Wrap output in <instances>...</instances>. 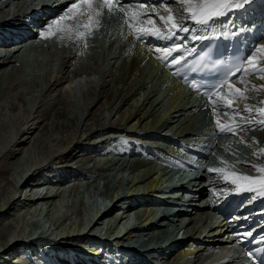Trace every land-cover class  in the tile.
Segmentation results:
<instances>
[{"label": "bare ground", "instance_id": "obj_1", "mask_svg": "<svg viewBox=\"0 0 264 264\" xmlns=\"http://www.w3.org/2000/svg\"><path fill=\"white\" fill-rule=\"evenodd\" d=\"M151 1L153 2L160 1V3L165 4L166 6L165 9L171 12V14L176 18L178 22H181L184 26H187L191 29V33L178 32L175 36H171L173 39L177 41L182 39V41H179L180 43L176 45L189 46L193 40L191 39V35H197V34L199 35L208 28L219 27V24H217L219 22L217 21L228 19V20H231L230 23H233V22H236V23L244 22L245 23V20L243 19H245L246 14H242V13L245 12L246 9H250V7L253 4H255V2L261 1V0H241L239 3L241 5L240 7H233L227 13V15L216 19L214 22H212L207 27L193 24L188 19L182 20L181 18L187 17L188 13L184 10V7H181V5L178 2H174V0H151ZM71 3L72 1L68 0V1H65L64 4L53 5L50 8L44 10L42 13L43 21L41 23H37L39 29H37L36 31L44 30V31H47V34L50 32H55V35H47V37L43 38L44 41L42 42V45H40L36 49V53L38 52L40 54L41 53L43 54L45 52H48V54L52 58L51 59L52 66H50L52 67L50 71L51 73H48V74H50L53 77V81L51 79L53 84L51 83L50 80H48L47 81L48 85H46L45 87H41V90H44V89L50 90V88L51 89L53 88V90L56 89L58 90V92L56 91L57 93L55 94V97H53L51 93L49 94L50 97H48V94L46 95L48 98L53 99L52 100L53 102L50 101L51 99L50 100L48 99L52 103L46 102L47 101L45 99L46 96H43L44 99L43 98L42 100L40 99L38 103L36 100H35L36 101L35 103L33 102L34 106L38 105V107L36 106L37 110L35 111V113H31L33 114V116L35 114V116L31 119L28 118L29 120H26L27 119L26 118L23 128L18 129L16 131L17 132L16 138H18L16 140V144H13V142L10 140L9 137H7V140L5 139V141H2V138L0 136V198L1 196H4V197L8 196L10 198L11 189H12V187L10 188V185L12 184L13 176H16L14 175V173L16 174L15 171L23 168L21 159H22V153L25 150H27V152H29L30 154L34 153L32 152L34 150V147L36 150V147L39 144H41L45 146V149H43L45 154L43 153V151L42 153L46 155L47 157L53 154L55 158H63V159L65 158L66 161L75 159L79 165L81 164L83 165V163L87 159H89V157L91 158L92 155L90 154L91 155L90 156L88 154L91 151V149H93V147L91 148V146H93L94 144H101L102 146H105V145H110L112 143L111 145H113L115 144L114 142L119 143V141L121 142V140L123 141V143H125V141L123 140L125 139L131 145V147L134 144L139 145L138 146L139 149L137 147L136 148L133 147L134 149H129L130 153L128 154V156L130 158H127L126 156H124L123 161L120 164L114 163L115 167L113 168L110 167V168L116 169L120 173L121 171L123 172L127 171V173H129V175L132 176L131 179L133 180H132V184L129 185L130 188L128 187L129 190L124 193L123 188H121L119 191L120 192L119 194V192L115 190L110 193L109 191L111 190V188H109L110 190L108 192L110 193V196L112 197L111 198L112 203L111 204L107 203V205H105V208H104L105 214H108V215L101 214L98 218H95V216H93V214L90 213V207L88 209L86 208V212L82 210L83 206L85 208V204L82 200L79 201V204L78 206H76L73 213H75L76 216H79L80 218L82 217L81 221L83 220V216H85L87 218L86 219L87 225L89 227L91 226L90 228L93 229L92 233L95 234V236H97V235H100V233L98 232H101L102 229H104V227L102 228V225H104L103 223H105L103 222L105 218H106L105 220H107L108 218L105 224L106 231L107 229H110V227H113L112 220H110L112 218H110L111 215H109V213L112 212L111 207L113 203L120 202L122 200H129L132 197H135L133 200L130 201L128 208L134 210L136 218L138 219V222L134 228H137V229L139 228V230L135 229L137 230L136 234L138 235V237L142 238L141 244H139V246H141V248L143 249L142 253L145 256H147V254L151 252H155V251L158 252L159 250L166 248V245L168 244L165 243L164 237L166 236L168 229H158L157 231H155V226H157L156 224L161 222L162 218H159L158 220L157 214L152 212L153 207H154L153 202L149 203L150 205L152 204V206H150L148 202H146V204L145 203L139 204L138 206H135V205L139 201L138 197L154 196L156 189L160 185H163L164 171H162L160 168L161 163L158 160V157L161 156L163 159L173 160V157L165 155L163 150H168L172 154H178L180 152L179 148L171 147L169 143L170 142L169 139L171 138L170 135L176 137L177 139L179 138V139L185 140L187 142H195L198 139H201L200 137L202 136V133L205 130L207 131L216 130V132H219L216 121L218 119H221L222 113L224 112H228L232 114L230 110L222 109L221 105L226 103L227 99H231L230 93H235L236 88H240L243 91L246 83L248 84L249 88L251 84L246 80L243 83L239 82L236 79L231 81L232 87L231 88L227 87L224 89L225 98L227 99L224 98L223 101L216 102L217 110L214 112L213 107H212L211 119L209 118V116L206 117L207 112H202V107H198L197 103L190 104L189 103L190 100H188L187 98H184L183 102H180L179 96L181 95L179 93V90L178 91L176 90V92H173V95L170 97L171 107H170L169 113L167 111H164L163 109L161 110L163 98L165 95L164 93L159 94V91L157 89V87H159L157 84V81L158 79H161L162 77L158 76L157 73H155V67L153 70H147V69H150L149 65H153V64L156 65L159 61H166L167 59H168L167 64L170 68V66L176 64V63L171 62L173 57H180L181 59H184L185 57L189 55L190 51L186 49H181L178 53L177 51L174 50L172 51L171 56H169L167 59H161L160 57L164 55L163 50L165 49L163 46L159 45L162 43H158V45H156L154 39L150 35H144L143 38H140L132 45L131 50L133 53V57L131 60L129 59L126 61L127 57L130 56L129 53L126 51L127 47L131 45V42L134 40V35L136 34L134 33V31L130 33L128 29H125L119 33L121 29V25L119 23V19L115 18V16L109 18V21H106V19L103 20V17H98L97 19L99 20L101 19L102 22L97 27V28L100 27V29H99V32L98 30L96 31V34H97L96 44H90V45H95V48L96 47L100 48L101 46H99L97 42L99 41L102 34H104V30H106L107 36H106L105 42L108 48V54L105 55L103 58L104 63L108 62V58H109L110 62H112L111 63L112 68L119 67L120 69H123L124 71L122 73V76H115L114 73L110 71L106 72V79H104V82H102V79H101V82H100L101 85L99 86L100 87L99 90L97 91V89L95 90L90 89V92H86L87 94L83 93L84 94L83 99H82L83 102L79 104L78 103L79 101L75 102L73 101V99H70L72 98V95L70 97L69 93H67L68 91H63L62 87H64L65 83L68 81L69 82L71 81L72 83L78 80L82 82V84H84L83 81L87 80V78L89 79V77H91L90 75L97 74L99 72V68L101 65H100V62L95 60L97 64L96 68H92L89 70H84L83 68H81L80 67L81 60H82L81 57H84L86 55L84 53V46L80 43V41L74 42L72 40L74 37V28L72 29L71 32L67 30H57V24L53 23L54 21H58V18L66 12V9L69 7ZM262 4H263V7H260V10H261V13L264 14V2H262ZM3 9H4V6L0 8V12ZM146 13L148 14V16H151L153 20H155L156 22L155 25L153 26L152 24H149L147 22H142V20H140L139 23L137 24L138 26H134V27H141L142 29H152L153 27H156V28H159L161 32H166L164 23L157 22L160 20L156 19V15L154 11H149ZM259 14H260L259 10H256V9L250 10V12L248 13L249 17H252V15L257 17ZM8 16L9 14H6L4 16L3 23L5 22L6 18H8ZM18 17H19V14H14L12 16V19L19 20ZM59 23H63V21H59ZM63 24H66V23H63ZM67 24L72 25L74 24V21H68ZM128 28L133 29V27H128ZM127 32L130 34L124 35V33H127ZM27 37H29V40H30V39H38V38L41 39L42 36L40 34H29L27 35ZM122 39L124 41H122ZM168 39L169 38H165L164 40H162V42L166 43ZM120 40L122 42L119 44ZM25 42L26 41H23L21 43H12V44L3 42L4 44L3 46H5L4 48L6 49H2L0 51V102H2V104H0V114H3L2 109L4 107L3 110H5V106L7 104V102L6 103L4 102L5 106L3 105L4 99L8 101L9 103L8 105H11V107L13 106H14L13 108L17 107V104L12 102L11 95L5 96V94H3L4 91H6L7 89L8 90L18 89V88L20 89L22 86H27L28 89L29 87L31 88L32 86L34 87L39 86L37 81H34V83L29 84L27 83V81H25L26 79L22 77L26 75V71L29 70L31 67L29 64L25 65L24 67L20 63V60L24 56V51L27 50L30 46L29 43L26 44ZM86 44L88 45L89 43H86ZM157 49H160V51H157ZM257 55H259V52H257ZM116 57L118 59L122 58V60L119 62ZM94 58H95V55L93 56V59ZM113 58H116V59L113 61L112 60ZM128 62L129 64L127 65ZM116 63L117 65H115ZM115 69L118 70V68H115ZM168 74L169 73L165 72L164 74H161V75L168 76ZM171 74L169 75L171 76ZM59 75L61 76L60 79L58 78ZM76 77H78L79 79H75L74 81V78ZM22 78H24L25 80ZM259 80L264 85V79H259ZM113 82L117 85L120 82H123V84H128L129 82V86L125 88L124 87L125 85H124L120 87L119 89L117 88L116 90H114V86L111 85V83L113 84ZM50 83L51 85H49ZM148 83L149 84L151 83L150 84L151 86H149ZM160 83H162V80ZM176 83L178 82L176 81ZM97 84H99V82ZM182 89H184V86L182 87ZM34 90H37V89H34ZM91 90H94V91H91ZM32 91H33V88H32ZM245 94L249 98L243 101H240V100L235 101L233 104L234 107L238 109L249 107L253 109V112H255L257 109L261 107H264V104L260 103V101H264V89H261L259 91H247ZM16 97L18 99L20 98L19 104L26 103L24 94L23 95L16 94ZM178 99H179V102L175 103ZM21 104L20 106H22ZM26 108H25L26 112L29 111V109H26ZM105 109L107 111L108 109L111 110L110 113L107 112L106 114ZM219 109H221V111H219ZM201 113L204 114V117L208 119V121H206L204 126L198 127L197 129L194 123L196 121V118H198L199 114ZM4 114L3 116H5ZM29 114H30V111H29ZM248 115L249 114H245L244 120H241L238 116L235 117L234 119L230 117L228 120L229 124H224V125L234 126L237 123L244 124L246 123L248 119ZM27 116L29 117L31 115H27ZM2 119H3L2 121L0 120L1 121L0 131L6 132L7 125L4 121V118ZM133 121H135L136 123L134 124ZM211 121L213 122L211 123ZM156 129H158L159 134H160V137L158 140H156L157 136L154 135V133L152 132L153 130H156ZM78 131H80L81 133L78 134ZM85 131L87 135L83 137L84 136L83 134H85ZM236 136H238L239 139L242 137L247 144L252 145L251 147H246L244 143L242 144V147H241L239 145V142L238 141L236 142V144L239 145L240 148L244 150L246 159L251 160L254 163L256 161H259L261 166H264V159H263L264 155L257 156L253 154L254 151H257L258 149L264 147V125L260 124L259 117L251 121V129L240 131L238 132ZM225 143L232 144L230 142H225ZM115 145H113V147ZM4 147L10 149V151H8L10 152V156L11 154H17V155L12 159H8L9 158L8 156H7L8 158H5L4 156L1 155V151L4 150ZM111 148L112 147H110V149ZM128 148H129L128 145H126L125 149H128ZM155 148L162 149V150L157 151L155 150ZM149 149H151L152 151L149 152ZM156 154H158L159 156H155ZM44 159H45V156H44ZM44 159L43 161L46 160ZM43 161L42 163H44ZM40 163L41 162H39V166H40ZM71 166L73 165L71 164ZM75 167L77 166L75 165ZM105 176H107V173L104 174L102 178H105ZM113 177H114V174L111 173L106 178V182L108 181V183H110L111 181H113L112 179ZM122 177H123V174L121 175V178ZM135 180H137V182L134 183ZM23 184L24 182L21 183V185ZM212 186H213L212 184L208 185L205 189L202 190V192L199 193V199H194V201L196 202L199 201L200 203L205 205V209H199L197 212L191 214L190 223H193V226H191V228H193L192 231H194V233H198L202 231L201 228L205 227L210 222L208 217L205 215L208 213V211H210L209 202L211 200V188H213ZM52 187L53 186H48L46 191L42 194V197H37L36 199L32 197L31 193L29 194L27 192L25 193V199L28 196L26 200L31 203L29 204L30 206L33 204L39 205L38 203H41V205H43L42 203H44L45 206L48 207L47 208L48 215L50 214L51 216V214L53 213L52 212L53 207L56 203V197H57L56 195L59 194L58 191L56 190V193L53 196H49L50 194H52ZM214 187L222 188L223 185L215 181ZM30 192H31V189H30ZM74 194H75V191H74ZM119 195H122L121 200L117 199ZM62 198L63 197L61 196V199ZM83 200H84V197H83ZM38 208L36 209L38 210ZM28 210L30 211V209ZM9 214L10 213L6 214L4 210L0 211V238H4L9 231V224H8V220L10 218ZM25 217L23 216V218ZM68 217H69V214H68ZM26 221H28V219ZM229 221H233V220L231 219ZM225 222L226 221L223 220L220 226H223L224 225L223 223ZM76 225L78 227H85L83 225V222H78ZM124 226L126 227L127 224H124ZM115 227L116 226H114V228ZM74 229L75 227L73 225H70V228H69L70 231L68 230L70 232L69 235H74L73 233ZM135 230L129 229L124 234L121 235V238L123 239L121 238L118 239V242L116 243L118 248H120V244L138 245L137 240H131V237L134 234ZM219 231H220V227L217 228L216 233H219ZM12 232L15 233V231H12ZM19 233H22V231H20ZM178 233L179 232H176L175 236H177ZM183 233H186V231H184ZM203 235H206V234H203ZM223 236L224 235H217L216 237L222 238ZM203 237L205 236H200L199 240L202 239ZM210 242H213V240H210ZM108 245L109 243H106L104 246L99 245L95 248H90V246L85 247L84 245H81L80 247L82 248V250H85V252L87 253H89L91 250L93 254L100 255L101 256L100 258H103L104 253H106L105 250L107 251ZM220 246L226 247L227 243L214 242L210 245H206V246L203 245L202 250L200 249L197 250L198 248L197 245H193L189 248L185 247L183 249H178V250H175L173 254L169 256H164L165 258L164 263L174 264V260L176 256L181 251L180 263L188 262L185 264H208L213 259H210V260H206V259L211 256L212 258L217 257L218 251L217 252H214V251L216 247H220ZM15 253L16 252L10 253L8 255L9 259H11V264L16 262V260L21 261L24 259H29L26 257L27 256L26 254H29V251L19 250V252L16 255ZM54 253L56 254V257L59 259L63 258L65 260L68 258L67 254L62 253L61 251H58V249H54ZM44 254H45V250L43 251L42 255L41 254L40 256L36 255L37 257L32 259L33 262L36 260H39ZM219 257L228 258V261H226V264L228 263L232 264L234 260L238 258V254L224 255V256L220 255ZM219 257L217 258L220 259Z\"/></svg>", "mask_w": 264, "mask_h": 264}, {"label": "rangeland", "instance_id": "obj_2", "mask_svg": "<svg viewBox=\"0 0 264 264\" xmlns=\"http://www.w3.org/2000/svg\"><path fill=\"white\" fill-rule=\"evenodd\" d=\"M240 1L241 0H229V2L233 3V4L240 3ZM221 22H224V21L222 20ZM139 28H141V27H139ZM127 29L130 33L133 31V29H131V28H127ZM130 33L127 32V33H124V35L125 34L128 35ZM152 37L157 38V40H159V38H161V37H156V36H152ZM168 37H169V39H168L169 43L165 48H169V45H171V44L173 45L175 43V39H173V41H172L171 35H168ZM105 39L101 44H99V46H101L103 49L101 47L95 48V45H90V44L87 45L86 43H81L84 46V53L86 56L81 57L82 60H81L80 67L83 68L84 70L96 68L97 64H96L95 60H97L98 62H100V65H101L99 68V72L97 74L90 75L93 78H91V77H89V79L87 78V80L83 81L84 84H82V82H80L78 80L75 81V79H79L78 77H76V78H74L75 82L71 83V81L70 82L68 81L65 83V86L62 87L63 91H68L67 93H69L70 97L72 95V98H70V97L69 98L73 99V101H75V102L79 101L78 102L79 104H81L83 102L82 99H83L84 94H87L86 92H90V89H94V90L97 89V91L99 90V88H100L99 86L101 85L100 84L101 79H102V82H104V79H106V72L110 71V72L114 73L115 76H122V73L124 70L120 69L119 67H113L112 68V64H111L112 62H110L109 58H108V62L104 63L103 58L105 55L108 54V48L106 46ZM139 39L140 38L137 35H134V40L131 42V45L129 47H127V50H126L130 55V56H128L130 58L127 57L126 61L129 59L130 60L132 59L133 53H132L131 47ZM122 41H124V40L122 39ZM122 41L120 40L119 44ZM260 43L261 44H260L259 48L264 46V39H261ZM92 44H94V43H92ZM104 45H105V47H104ZM36 55H38V56H36ZM94 55H95V58L93 59ZM116 58H113L112 60L114 61ZM51 59L52 58L50 57L48 52H45L43 54L35 52V57H34L35 65H34L32 71H30L29 74L22 76L26 80L24 78H22V79L27 81V83L32 84V83H34V81H37L39 86H35V87L32 86L31 88L29 87V89L27 88V86H22L20 89L19 88L18 89H9V90L7 89L6 91H4L3 94H5V96L11 95L12 102L17 104V107L16 108H13L14 106L11 107V105H8L9 104L8 101H6L4 99L3 103L7 102L6 106H5V103L3 104L5 106V110H3L4 107L2 109V112H3V114L5 113L4 114L5 116H3V114H0V118H1L0 120L2 121L3 120L2 118H4V121L7 125V130H6V132L0 131V133H1L0 136L2 138V141H5V139L7 140V137H9L10 140L13 142V144H16V140L18 139V138H16V133H17L16 131L18 129L23 128L26 118H27L26 120H29L35 116V114H34V116H33V114H31V113H35V111L37 110V107H38V105H36L37 107L34 106V103L36 101L38 103V101H40V99L42 100V98L44 99L43 96H46L47 94H48V97H50V95H49L50 93L53 97H55V94L58 92V90H56V89L53 90V88L52 89L50 88V90L44 89L45 91L41 90V87H45L46 85H48V83H47L48 80L51 81V79H52V81H53V77L50 74H48V73H51L50 72L51 68H52V67H50V66H52L51 65ZM83 59H84V61H83ZM121 60H122V58L118 59L119 62ZM157 61H159V60H157ZM119 62H117V63H119ZM117 63L115 65H117ZM148 63H149V61H148ZM128 64H129V62L127 63V65ZM166 64L164 61H159L156 64L157 66L155 64L149 65L150 69H147V70H153L155 67V73H157L158 76L162 77L161 79H158V81H157V84L159 86V87H157L159 94L164 93V95H165L163 98V103H162L163 108L161 107V110L163 109L164 111H167L169 113L170 107H171L170 97L173 95V92H176V90L177 91L179 90V93L181 95V96H179L180 102H183L184 98H187L188 100H191L192 98H191V95L189 93H186L184 91V89H182V86L180 85L179 81H177L174 78V76L171 74V70L168 69L169 67L167 68L168 64L167 65ZM115 68H118V70ZM165 72L171 74V76L169 74H168V76L167 75L166 76L161 75V74H164ZM60 75L58 76L59 79L61 78ZM245 78L247 79L248 82H250V84H255L257 86L263 85L260 82L259 78L255 79L252 76H245ZM108 79H109V77H108ZM161 80H162V83H160ZM257 80H259V81H257ZM52 81H51V83L53 84ZM176 81L178 83H176ZM98 82H99V84H97ZM129 82H130V80H129ZM129 82H128V84H123V82H120V83H118V85L113 82V84L111 83V85H113L114 90H116L117 88L119 89L120 87H122L124 85H125L124 87L127 88L129 86ZM51 83L49 85H51ZM150 84L148 83L149 86H151ZM75 85L78 86L79 89ZM95 86H96V88H95ZM115 86H116V88H115ZM24 87H26V88H24ZM59 87H61V86H59ZM32 88H33V91H32ZM27 89H28V91H27ZM34 89H37V90H34ZM94 90H91V91H94ZM180 90L182 93L180 92ZM14 92H16V93H14ZM28 92H30V93H28ZM141 92H143V91H141ZM16 94H19V95L24 94V98L26 100V103L25 104L20 103L22 105V106H20V104H19L20 98L18 99L16 97ZM46 97H45V99L47 101L46 100L45 101L47 103L53 102L52 101L53 99L48 98V97L46 98ZM48 99L49 100L51 99L50 101H52V102H50ZM177 102H179V99L175 103H177ZM0 104H2V102H0ZM19 106L22 108H20ZM26 106H27V108H26ZM25 108L29 109L30 114H29V111H27L28 113L26 112ZM16 109H18V110H16ZM31 110H33V111H31ZM110 111L111 110H109V109H108V111L105 109L106 114H107V112L110 113ZM27 115H31V116L28 117ZM1 121H0V123H1ZM133 123L135 124L136 122L133 121ZM152 132L154 133V135L157 136L156 140H158L159 139L158 129L153 130ZM79 133H81V132L78 131V134ZM83 135H84L83 137H85L87 135L86 131H85V134H83ZM123 140L125 141V143H123L122 140H121V142L119 141V143L114 142L115 144L118 143L116 145L113 144V145H115L114 147H113V145H111L112 143L110 144L111 146L110 145L102 146L101 144H94L95 146L94 145L91 146V148L93 147V149H91V151L88 154V155H90V154L92 155V156L90 155L91 158L89 157L90 160L87 159L83 163V165L82 164L79 165L75 159L70 160V161L69 160L66 161L65 158L64 159L63 158H55L53 154H51V156L47 157L46 155H44L45 153L43 150V149H45V146H43L41 144H39L38 146L36 145L39 149L36 147V150H35V147H34V150L32 151L34 153H31L32 155L29 152H27V150L23 151L22 159H21L23 168L20 170L19 169L16 170L15 171L16 174L14 173V175H16V176H13V181H12V184L10 185V188L12 187L10 198L8 196H6L7 198L4 196H1V198H0V211L4 210V212L6 214L10 213L9 214L10 218L8 220L10 232L8 231L7 235L4 238H0V264H11V259H9L8 255L10 253H14V252H16L15 253V255H16L19 252V250L29 251V254H26L27 255L26 257L29 259H24L21 261L33 262L32 259L36 258L37 257L36 255L40 256V254L41 255L43 254V251L45 250V248H43V242H44L43 238H45L47 236L56 238L57 241H59L60 245H63L65 247H68L71 250H74L76 252H81V253H87V252H85V250H82V248L80 247L81 245H84L85 247L90 246V248H95L99 245L104 246L107 243V240L112 237V230L109 229V231H108V229H107V231H106V229L104 228L103 229L104 232H101L100 235L95 236V234L92 233L93 229H91L87 225V222H86L87 218L85 216H83V220L81 221L82 217L80 218L79 216H76V214L73 212H74L76 206H78L80 200H82L85 204V208H84V206L82 207V210L85 212H86V208L87 209L89 207L91 208V206H90L91 202L95 198L100 199L101 202L103 201L106 205H107V203L111 204L112 203V201H111L112 197L110 196V193H109L110 189L109 188H114L117 191L120 189L121 185H120L119 180H120L122 174L125 177V181L123 180V183H125V185L123 187L124 188L123 191L125 193L129 190V188H130L129 185L132 184V180H133V179H131L132 176L129 175V173H127V171H124V172L121 171V173H120L116 169H112V168L115 167L114 163L120 164L123 161L124 156H126L127 158H130L128 156V154H126V151H125L126 145H128V147H129L128 149H134L133 147H135V148L137 147L139 149V147H138L139 145L134 144L131 147V145L128 143V141H126L125 139H123ZM122 143L125 145H123ZM96 145H97V147H96ZM98 145H100V146H98ZM119 145H120V147H119ZM109 146L112 148L110 149ZM121 146H123V147H121ZM8 151H10V149L4 147V150L1 151V155L4 156L5 158L9 157L8 159H12L17 155V154H11V156H12L11 157L10 152H8ZM42 151L44 154L42 153ZM124 152H125V154H124ZM38 156H39V158H38ZM44 156H45L46 160L44 159ZM49 158L52 160H50ZM43 159L45 161H43ZM42 161L44 163H42ZM39 162H41L40 166H39ZM71 164L73 166H71ZM32 165L33 166L35 165V166L33 167ZM75 165L77 167H75ZM110 167H112V168H110ZM239 168L241 170H244L241 166ZM106 173L107 174H109V173L114 174V180L112 181V184H114V186L113 185L109 186L108 181L106 182L107 176H105V178H102L104 176V174H106ZM58 174H59V176H58ZM43 176H46L53 181V182L52 181L49 182V184L54 186L57 189L58 193L60 194V196H59V194L56 195L57 197L55 196L56 197V203L53 207V211H52L53 213L51 212L52 213L51 216H50V214L48 215V212H47L48 207H46L45 204H43V206H41V207L33 204V205H31L32 206L31 207L29 205L31 203L26 200L28 197H26V199H25V193L29 192L30 189H32L33 187H36V186H41V185L46 184V182L45 183L42 182ZM91 181H93V182H91ZM96 181H97V183H96ZM23 182H24V184L21 185V183H23ZM79 182H80V184H79ZM135 182H137V180H135L134 183ZM28 184H29V186H28ZM98 185H100V187H98ZM25 189H27V190H25ZM73 190L75 191V194H74ZM112 191H114V190H112ZM119 194H120V192H119ZM141 195H142V193H141ZM61 196L64 199L63 198L61 199ZM120 196H122V195H119V197ZM83 197H84V200H87V201H84ZM36 208H38V210ZM28 209H30V211ZM40 209H41V211H40ZM27 212H28V214H27ZM68 214H69V217H68ZM23 216L24 217L26 216V217L23 218ZM69 218H71V219H69ZM25 219L26 220L28 219V221H26ZM107 220H108V218H107ZM107 220H103V222H105ZM110 220H112V219H110ZM134 221L137 224L138 219L135 218ZM26 222H28V223H26ZM78 222H83V225L85 227H78L76 225ZM23 224H25V225H23ZM70 225H73L75 227V229L73 230L74 235H69ZM11 229H12V231H15V233L12 232ZM24 229H25V231H24ZM20 231H22V233H19ZM122 231L125 232V229L122 228ZM107 234H108V236H107ZM80 248H81V250H80ZM88 254L95 255L91 252V250ZM50 255L52 257H56L54 250H51Z\"/></svg>", "mask_w": 264, "mask_h": 264}, {"label": "snow or ice", "instance_id": "obj_3", "mask_svg": "<svg viewBox=\"0 0 264 264\" xmlns=\"http://www.w3.org/2000/svg\"><path fill=\"white\" fill-rule=\"evenodd\" d=\"M174 2H178L188 13L187 17L181 18L182 20L188 19L193 24L204 27H207L216 19L227 15V13L233 7L241 6L239 3H230L229 0H174ZM141 9L142 6H140L135 12L130 9H126L122 3V0H73V2L66 9V12L58 18V21H54L53 23L57 24V30H67L71 32L74 28L76 38L84 39L86 35H90L94 28L100 24V20L97 19L98 17H104L105 19H108L114 17L117 10H119L125 14V17H127V19L123 20V23L128 24L129 27H133L134 33L139 38H143L144 35L156 37L165 36L167 38L169 34L171 36H175L178 32L191 33V29L189 27L184 26L181 22H178L171 14L167 17H164L156 13V16L159 18V20L164 23L166 32H161L160 29L156 27H153L152 29L134 27L133 22L136 21L138 17L143 18L142 22H147L153 26L156 23L151 16H148V14ZM65 19L74 21V24H59V21H64ZM82 28L86 29L87 31H80ZM42 35L44 34L42 33ZM48 35H55V32H50ZM191 39L200 40L204 39V37L197 34L191 35ZM174 50L179 52L181 50V45H174L172 48H165L163 50L164 55L160 58L167 59L169 56H171L172 51ZM157 51H160V49H157ZM257 52H259V55H257ZM180 59V57H173L171 62L179 63ZM237 73L241 74V76H238L237 79H241L242 76H252L254 78L264 79V46L260 47L259 49H253L252 53H249L247 56L243 57L239 62H237L234 65V69L230 71V74L236 75ZM241 82L243 83L244 81L241 80ZM225 87L231 88L232 85L230 82L225 80L218 86H214V88L208 93L210 101L213 95H218L220 90ZM261 89H264V85L257 86L255 84H251L249 88L248 84L246 83L243 91L240 88H236L235 93H230L231 99L225 98L227 99V102L222 104L221 108L230 110L233 119L238 116L241 120H244L245 114H249L248 119L246 123H237L234 126L224 125L218 119L216 121L218 130L222 133L237 135L240 131L251 129V121L257 117H259L260 124L264 125V107H261L253 112V109L249 107L238 109L233 106L235 101H243L249 98L245 94L247 91H259ZM211 102L213 103V111L215 112L217 110L216 102ZM260 103L264 104V101H260ZM224 115H228V112H224ZM238 142L245 143L246 147L252 146L247 144L242 137ZM253 154L257 156L264 155V147L254 151ZM238 162L245 163L244 161ZM248 166L260 172L261 175L258 178H254L251 176L233 173L234 179L232 182L236 183L237 180H243L247 181L250 185H259L261 188H264V167H260L255 164H249ZM212 171L221 170L212 169Z\"/></svg>", "mask_w": 264, "mask_h": 264}]
</instances>
